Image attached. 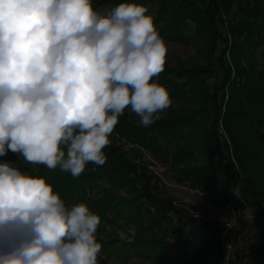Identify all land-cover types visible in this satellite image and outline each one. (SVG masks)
Segmentation results:
<instances>
[{
  "label": "clouds",
  "instance_id": "obj_1",
  "mask_svg": "<svg viewBox=\"0 0 264 264\" xmlns=\"http://www.w3.org/2000/svg\"><path fill=\"white\" fill-rule=\"evenodd\" d=\"M167 46L134 0H0V156L73 178L102 167L126 108L151 126L172 104L155 82ZM101 217L46 178L0 163V264H98Z\"/></svg>",
  "mask_w": 264,
  "mask_h": 264
},
{
  "label": "trees",
  "instance_id": "obj_2",
  "mask_svg": "<svg viewBox=\"0 0 264 264\" xmlns=\"http://www.w3.org/2000/svg\"><path fill=\"white\" fill-rule=\"evenodd\" d=\"M231 1L134 0L148 9L165 41L188 45L192 39L187 34L190 30L193 37L206 36L209 46L204 52L211 56L207 64L211 65L215 58L219 74L210 89L209 82L201 78L210 74L211 69L171 68L165 64L164 71L153 79L166 86L178 107L172 108L166 118H160L149 127L133 123L137 116L126 108L110 137L111 144L104 149L107 160L102 167L73 178L59 168L49 170L44 165H30L11 151L0 156V163H10L30 175L46 178L66 204L79 192L100 189L94 180L103 179L106 186L101 187L102 196L94 200L82 197V202L104 221L108 218L106 214L122 217L128 209V222L139 224V234L143 231L148 233V236L138 238L133 248L126 252V261L132 257V253L139 252L148 243L164 241L159 236L153 239L152 232L168 225L169 230L164 237L174 235L181 240L173 244L166 241L164 245L167 246L159 249L153 264L165 261L176 264H222L220 230L215 228L217 222L194 220L187 217L183 210L176 209L159 187L157 178L135 163L122 146L130 141L143 146L156 159L168 165L173 179L180 183L197 186L211 182L212 201L222 207L227 203L231 179L235 174L232 155L239 172L243 173L242 194L248 199L255 215L264 214V66L254 57L259 47L264 45V5L256 1L254 5L242 8L230 21L231 65L225 57L228 39L218 29L221 15L230 13ZM121 2L124 0H92L93 7L102 12ZM173 6H176V10L170 13ZM219 44L223 48L215 57ZM225 88L228 92L226 102ZM220 121L225 135L219 131ZM208 156L210 161L201 166L186 165L189 161ZM90 166L88 164L86 168ZM122 190L131 196L118 195L117 192ZM174 219L178 220L176 226L171 225ZM189 227L197 232L210 227L214 234L211 235L210 244L202 240L201 234H192L190 237L194 239L196 253L182 259L174 256L173 250L186 249L182 248L180 242H188ZM242 229L234 237V242ZM252 236L259 242V247L254 251L252 262L246 264H264V229ZM156 245L148 248L149 254L154 255ZM101 251L106 257L119 259L107 254L103 247ZM242 262L240 252L235 251L230 264Z\"/></svg>",
  "mask_w": 264,
  "mask_h": 264
},
{
  "label": "rangeland",
  "instance_id": "obj_3",
  "mask_svg": "<svg viewBox=\"0 0 264 264\" xmlns=\"http://www.w3.org/2000/svg\"><path fill=\"white\" fill-rule=\"evenodd\" d=\"M207 2V0H204ZM256 1L262 2V5H264V0H232L231 1V8L230 13L228 15L224 14L221 15L220 19L222 20L221 23L218 26L219 31L221 32L222 36L228 39V46L225 53L226 60L229 62V64L232 65V55H231V33H230V26L229 23L231 20H233L237 14H239L240 10L246 6H252L255 4ZM201 4V3H200ZM176 6H173L170 9V13L175 12ZM191 25V23H190ZM189 36H192V39L190 41V44L186 45L183 43H177V42H166L167 46V55H166V65L171 68H202V69H211L210 74L207 73L204 75L201 80H207L209 84L211 85L210 89L212 88V85L215 84V80L217 75L219 74V70L216 67L217 62L216 59H213V63L211 65L207 64V60L209 59V54L207 52V47L209 46V43L207 42L206 36H198L193 37V32L190 30L187 33ZM264 40V39H263ZM223 47L219 44L216 47L215 51V57L219 53V51ZM205 51V52H204ZM254 57L257 59L259 64L261 66H264V45L259 47V49L254 54ZM219 81H217V84ZM225 92V99L224 102L227 100L228 92L226 88L224 89ZM190 105V104H188ZM178 107L175 102L172 101L171 106L166 109L163 113L160 114V118H166L168 116V113L172 108ZM133 123L140 124L139 117H136V121H132ZM141 125V124H140ZM219 131L225 135L223 125L220 121L219 124ZM115 139L118 140L116 137V134L114 135ZM229 146L230 142L228 139H226ZM126 153L129 155V157L133 158L134 162L138 165L143 166L149 174L153 175L155 178H157L159 187L163 189V193L165 196L169 197V199L172 202V205L176 209L183 210L187 217L194 219V220H202L205 222H213L215 220V217H220L227 215L228 207L227 203L223 207L218 205L217 203L212 201V183L207 182L209 188H210V196L207 199V201L204 203V205L195 207L194 201L197 200V197H195L193 194L189 192V188H193L195 186H189L187 182H184L182 184H186V187H189L188 189L183 185V187L179 184L180 182L173 179L171 170L169 169L168 165L164 164L160 160L156 159L149 151L145 150V148L139 144L129 142L122 146ZM18 156V155H16ZM15 156V157H16ZM19 157V156H18ZM231 155V162L232 160ZM210 157H204L201 159H195L193 161H189L186 165H195V166H201L205 164L206 162L210 161ZM155 162V163H154ZM92 166L85 169L83 174L89 172V171H95L96 165L91 164ZM164 166L163 175L165 177V180L167 181V184L165 185L160 179L156 176L154 170L158 173H161L159 171V168ZM243 175V173L241 172ZM232 180V179H231ZM97 184H99L100 189H86L85 192H79L76 194L73 198H71V201L69 200L67 202V206L71 207L72 205L76 203L82 202V197L85 198V200H94L96 198H99L102 196V189L101 187L106 186V182L103 179L94 180ZM177 186V187H174ZM118 195L124 196V197H130L131 194H127L125 190L118 191ZM245 202L248 206V210L250 213V218L246 221L245 225L242 227V231L237 236L235 242L234 239L232 241L233 246V252H232V259L234 258V252L238 251L241 254V258L243 257V262L241 264L251 263L252 257L254 254V251L259 247V242L254 239L253 234H256L257 232L264 229V214L262 215H255L254 210L250 207V205L247 202V198L243 195ZM202 212L205 213L206 218H202L201 216H195L194 213ZM126 216H129V211L126 209L124 215L122 217H115L113 214H106L107 221L101 220L100 226L97 231V240L102 244L103 249H106L107 254H113L116 258H119L117 260L111 259V257H106L105 253L101 251L100 256L98 258V264H153L155 257H157V252L159 249L164 245L167 241L168 243H174L180 237H176L174 235L164 237L167 230H169V226L166 225L161 230L154 229L152 232L153 239L156 240V237L159 236V238H164L161 240L164 241H152L151 243H148L142 249L137 253H132V257L128 259L127 261L124 260V255L128 250L133 248L134 242L137 241L138 238H144L145 235L148 236L147 231H143L139 234V224H133L129 223L126 219ZM171 225L176 226L178 224L177 221L171 220ZM217 222V221H216ZM220 230V247L222 251V242H221V225L217 222V227ZM190 231V235L188 237V242L184 243V241H181L180 244L182 248H186L185 250L180 251H174V256L177 255L182 259L190 258V256L194 255L196 252L194 251L195 243L193 242L194 239H192L190 236L192 234H201L202 240H204L207 244L211 243L213 235V230H211L210 227L204 228L202 231L197 232L192 227L188 228ZM179 239L178 241H180ZM157 244V249L154 252V255H151L148 253V248H152ZM174 247V245H172ZM115 252V253H114ZM112 256V257H113ZM223 259V258H222ZM231 262V260H230ZM162 264H176L171 262H163ZM222 264H226L224 260H222ZM230 264V263H229Z\"/></svg>",
  "mask_w": 264,
  "mask_h": 264
},
{
  "label": "built area",
  "instance_id": "obj_4",
  "mask_svg": "<svg viewBox=\"0 0 264 264\" xmlns=\"http://www.w3.org/2000/svg\"><path fill=\"white\" fill-rule=\"evenodd\" d=\"M233 163L235 165V174L232 179L231 188L227 196V215L215 217L214 221H217L221 225V242H222V258L226 264L230 263L232 259L233 244L232 241L239 230L245 225L246 221L250 218V213L248 206L245 202V199L242 194V183L241 176L239 172L238 165L235 159L232 157ZM155 163V162H154ZM164 166L159 168L161 173H158L154 170L156 176L162 181L165 185L167 181L163 175ZM182 187H186V184L179 183ZM177 187V186H174ZM187 189L189 187H186ZM189 192L197 197V200L194 201V206L199 207L204 205L207 199L210 196V188L207 184H200L193 188H189ZM195 216L205 217V213L198 212L194 213ZM175 221V219H174Z\"/></svg>",
  "mask_w": 264,
  "mask_h": 264
}]
</instances>
